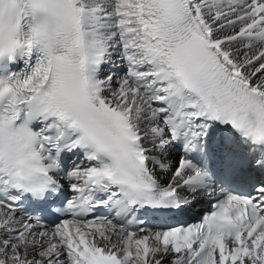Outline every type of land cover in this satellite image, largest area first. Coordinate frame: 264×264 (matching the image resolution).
<instances>
[{"label":"snow or ice","instance_id":"snow-or-ice-1","mask_svg":"<svg viewBox=\"0 0 264 264\" xmlns=\"http://www.w3.org/2000/svg\"><path fill=\"white\" fill-rule=\"evenodd\" d=\"M0 264H264V0H0Z\"/></svg>","mask_w":264,"mask_h":264}]
</instances>
